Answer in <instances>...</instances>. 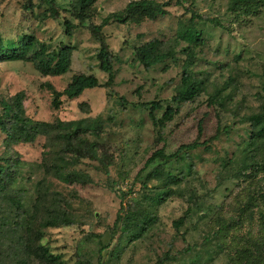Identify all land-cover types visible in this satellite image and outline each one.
I'll return each instance as SVG.
<instances>
[{"label":"rangeland","instance_id":"obj_1","mask_svg":"<svg viewBox=\"0 0 264 264\" xmlns=\"http://www.w3.org/2000/svg\"><path fill=\"white\" fill-rule=\"evenodd\" d=\"M131 1L96 2L92 18L71 40L75 44L72 70L65 75H42L26 60L0 62V100L24 92L26 113L35 120L92 117L104 128L102 160L80 164L94 178L87 186L59 179L40 164L45 136L33 133L9 146L0 132V164L24 162L11 165L20 182L11 193L31 207L39 192L49 194L45 204L59 193V203L67 210L64 220L68 225L48 229L41 227L34 211L35 220L27 232L34 245H49L60 264L82 260L85 264H158L160 260L163 264H242L239 253L255 243L264 261L263 207L256 200L264 187V141L259 142L258 151H242L249 138L250 117L264 104V1L257 13L237 14L230 9L231 0H154L165 4L166 15L138 23L112 21L103 31L118 57L113 86L88 90L74 100L64 96L61 107L54 108V94L65 91L75 72L94 73L106 83L108 76L96 58L100 43L87 26L122 13ZM59 3L67 6L65 0ZM45 7L39 0H0V31L7 38L27 32L52 44L68 41L62 22L65 18L78 21L64 10L61 21L44 20ZM192 10L213 19H196L202 42L194 48L190 71L202 82L201 92L193 101L175 103V112L166 119L163 113L183 83L186 59L187 46L177 41V30L181 21L188 22ZM154 39L175 57L148 69L138 61L134 48ZM154 100L164 102L156 111L164 126L142 105ZM200 123L204 132L199 141L205 143L187 153L193 169L188 171L184 161L165 167L173 173L184 170V177L179 185H170L173 193L157 209L159 222L144 240L123 252L111 250L116 246L110 230L117 214L161 185V181L150 180L152 166L146 167L147 159L159 148L174 153L181 145L196 141ZM256 161L260 167H254ZM2 204L8 205L7 201ZM182 217L185 221L177 226L175 222ZM27 232H12L1 240L0 264H15L19 258L27 264H51L14 249V243ZM38 232L41 240L36 238Z\"/></svg>","mask_w":264,"mask_h":264},{"label":"trees","instance_id":"obj_2","mask_svg":"<svg viewBox=\"0 0 264 264\" xmlns=\"http://www.w3.org/2000/svg\"><path fill=\"white\" fill-rule=\"evenodd\" d=\"M39 1L46 6L41 12L44 20L61 21L62 12L67 11L72 18L78 21L75 23L70 19L65 18L63 20L64 33L68 41L60 40L58 43L52 44L27 32H23L14 38H7L0 31V62L26 60L31 62L42 75H65L72 70L75 44L71 40H73L81 26L92 18L93 8L98 0H65L67 6L60 4L59 0ZM262 1L264 0H231L230 9L237 14L257 13ZM29 7L26 6V8ZM167 12L165 4L154 0H133L126 5L122 13L109 15L98 25L90 23L87 27L100 43L96 54L99 68L107 74L108 80L102 84L94 73L75 72L71 75V80L65 91L54 94L53 107L60 108L64 102L62 99L64 96L68 100H74L81 97L88 90L113 86L117 73L115 63L118 57L110 48L107 36L103 31L105 26L112 23V21L125 24L138 23L144 18L156 19L158 16L166 15ZM191 12L192 15L188 22L181 21L177 30V41L184 42L187 46L186 59L183 65V83L173 95L172 104L170 102L166 104L163 113V118L166 119L171 118L175 112V103L180 105L193 101L201 92L202 82L195 78L190 71L196 57L194 48L202 42V30L197 27L196 19L210 22L213 19L205 15L200 16L193 10ZM134 50L138 61L148 69L175 57L172 50L163 51L162 42L157 39L135 47ZM25 98L24 92H18L9 98L0 100V132L6 135L7 144L9 146L19 144L25 140L26 135H32L33 133L45 136L46 150L43 152L40 164L47 165L46 168L50 169L54 176L66 182L82 186L91 185L94 181L93 176L89 170L81 168L80 164L82 161L102 160L104 148V143L101 140L104 131L103 123L92 117L69 121L57 119L52 122L35 120L26 113ZM121 99L124 98L121 97ZM163 103L161 100L142 103V105L149 108L150 115L161 126H164V119H159L156 116V111L163 107ZM224 129L228 131V126H224ZM203 132L204 129L200 123L199 136L196 141L181 145L174 153H167L164 148H159L147 159L146 167L152 166L148 174L150 180L161 181V185L154 193L143 197L144 199L130 202L126 212L117 214L112 230H110L112 237L115 235L116 240V246L111 250L123 252L127 247L129 248L136 242L144 240L149 231L156 226L159 222L157 209L173 193L170 185H179L184 177V170L173 173L171 169L168 171L165 167L171 162L184 161L183 165H186L188 171H191L193 164L187 162V153L205 143L199 141ZM247 132L249 138L244 142L242 151H249V149L258 151L259 142L264 141V104L260 112L250 117V127L247 128ZM258 163L259 161L254 162V167H260L257 165ZM14 164L20 165L24 162L17 159L12 164H9V161L0 164V242L12 232L15 234L22 231L27 232L31 224L34 223L35 219L32 218L34 211L37 212L42 228L48 229L68 225V222L64 220L67 210L64 209L62 202L59 203L61 201L59 193H56L51 203L45 204L49 194L45 195L39 192L35 196L36 201L33 203V207L29 206L23 197L11 193L12 189L20 183L19 175L11 169V165ZM256 200L262 204L264 223V187L259 191ZM4 201H7V206L2 204ZM184 221L185 217H182L175 223L177 226H181ZM115 231L117 232L115 233ZM26 235L28 237H22L14 243V249L22 252L30 259L35 258L51 264H60L58 255L52 252L49 245L42 243L34 245V240L30 236L31 233L27 232ZM36 238L41 240V233ZM256 250H258V247L255 243V247L251 246L239 253L241 263L264 264L263 257ZM160 261L158 264H163L162 260ZM15 264H27V260L19 258ZM75 264H85V262L82 260Z\"/></svg>","mask_w":264,"mask_h":264}]
</instances>
